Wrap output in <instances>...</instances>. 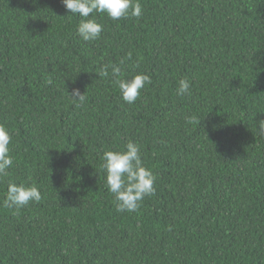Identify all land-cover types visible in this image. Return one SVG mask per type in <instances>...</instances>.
I'll return each instance as SVG.
<instances>
[{
	"label": "trees",
	"instance_id": "1",
	"mask_svg": "<svg viewBox=\"0 0 264 264\" xmlns=\"http://www.w3.org/2000/svg\"><path fill=\"white\" fill-rule=\"evenodd\" d=\"M140 3V18L95 14L104 29L85 42L62 0H0L14 161L0 178V264H264V0ZM106 65L152 83L127 104ZM129 141L155 192L118 212L102 156ZM9 180L42 199L4 207Z\"/></svg>",
	"mask_w": 264,
	"mask_h": 264
},
{
	"label": "clouds",
	"instance_id": "2",
	"mask_svg": "<svg viewBox=\"0 0 264 264\" xmlns=\"http://www.w3.org/2000/svg\"><path fill=\"white\" fill-rule=\"evenodd\" d=\"M66 11L72 15H79L82 19L77 27V34L85 41H95L100 38L104 25L99 23L95 14L101 17L106 14L111 20L128 19L129 17L140 18L143 7L140 0H62ZM131 53L128 58L131 59ZM123 63V62H121ZM111 67V75L118 87L122 99L127 104H134L140 97L142 90L152 83L150 74L137 73L131 78H124L122 69L116 65H106L100 71L101 77L109 75L108 68ZM51 85L52 80H47ZM191 81L181 79L178 86V95H191ZM68 96L74 102L83 103L86 94L80 90L73 89ZM188 124L198 123L196 118L185 117ZM259 132L264 134V120L258 122ZM12 135L8 127L0 123V178L7 176L8 170L13 165L10 144ZM102 167L107 172V189L115 197V206L118 212H136L139 210L143 200L154 194L156 177L151 169L145 167L141 146L129 141L125 150L105 151ZM42 199L40 189L35 184H17L9 180L6 197L3 206L17 210L28 206L30 203L39 202Z\"/></svg>",
	"mask_w": 264,
	"mask_h": 264
}]
</instances>
